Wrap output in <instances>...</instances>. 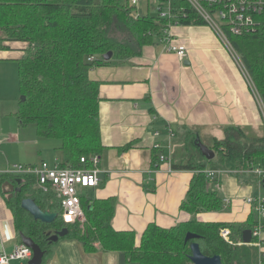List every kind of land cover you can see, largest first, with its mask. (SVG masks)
I'll return each instance as SVG.
<instances>
[{"label": "trees", "instance_id": "16d2710c", "mask_svg": "<svg viewBox=\"0 0 264 264\" xmlns=\"http://www.w3.org/2000/svg\"><path fill=\"white\" fill-rule=\"evenodd\" d=\"M0 0V50H10L11 44L24 47L25 56L19 60L21 95L15 116L21 126L34 125L38 138L55 141L63 152L61 168H92L90 160L102 157L106 148L102 141L100 122V83L89 78L90 70L112 63L122 64L141 56L146 46L160 44L163 32L171 22L158 15H135L122 0ZM178 25H206L184 0L174 3ZM256 29L242 36L228 38L242 59L264 105V16H258ZM113 53L110 61L104 56ZM197 133L190 131L187 140L196 147ZM129 144L122 152L130 150ZM216 157L199 163L194 156L174 170L192 171L181 212L189 218L174 227L162 228L150 223L142 234L114 228L117 199L95 198L91 193L81 195L86 221L67 225L58 195L39 187V178L32 174H0V193L11 210L19 234L31 238L45 252L47 264L62 240H76L86 254L121 253L129 264H192L191 244L198 243L207 257L220 256L223 264H257L259 251L243 243V233L252 230L257 214L252 212L245 222L202 221L205 213L228 211L221 194L219 178L211 180L206 169L248 171L264 168V138L250 139L238 127H228L225 139L211 148ZM88 162L84 166L81 159ZM159 155L154 154V164ZM100 166V165H99ZM246 175V174H239ZM11 183L16 191L6 192ZM264 188V182H263ZM12 194V197L9 195ZM32 199L44 212L58 214L47 224L35 220L22 207ZM264 222V221H263ZM68 229L59 242L51 235ZM229 229L228 240L221 231ZM188 233L199 238L185 242Z\"/></svg>", "mask_w": 264, "mask_h": 264}, {"label": "crops", "instance_id": "0c3cea01", "mask_svg": "<svg viewBox=\"0 0 264 264\" xmlns=\"http://www.w3.org/2000/svg\"><path fill=\"white\" fill-rule=\"evenodd\" d=\"M171 31L174 44L188 49L185 61L160 43L146 46L141 56L122 64L97 66L89 73L92 81L100 83V122L106 150L100 157V183L85 193L98 199L116 197L114 228L139 235L150 223L171 228L189 218L180 209L193 172L174 170L173 166L185 164L193 156L204 162L199 149L187 140L190 131L209 148L224 140L225 130L231 126L241 128L250 139L264 138V105L259 94L213 30L207 25H175ZM23 49L20 44H11L10 50H0V60H19L25 56ZM15 114L12 111L5 116ZM18 130L7 134L0 130L1 168L38 166L43 161L62 163L64 156L57 142ZM157 132L159 136H155ZM21 137H26L25 142H20ZM129 144L134 147L120 150ZM157 144L161 151L155 150ZM11 148L31 149L26 164L10 161L8 154L16 155ZM155 151L159 155L156 165ZM162 154L168 159L165 162L160 161ZM229 175L219 181L222 196L230 201V212L205 213L200 220L248 219L252 209L246 200L254 192L252 175ZM0 235V255L11 254L22 243L1 193ZM47 264L129 263L121 253L86 254L80 242L66 239L59 242Z\"/></svg>", "mask_w": 264, "mask_h": 264}, {"label": "built area", "instance_id": "2783aa9c", "mask_svg": "<svg viewBox=\"0 0 264 264\" xmlns=\"http://www.w3.org/2000/svg\"><path fill=\"white\" fill-rule=\"evenodd\" d=\"M151 0H126L129 8H137L138 5L147 2L150 5ZM162 2L156 9L157 15L162 19H168L171 22L168 24L163 32L162 44L165 49L177 55L181 61H185L188 54V49L185 46L175 45L173 42V35L171 28L178 25L176 18V9L174 3L180 0H161ZM167 2L168 10L165 11L163 2ZM189 6L199 15L205 24L213 30L220 42L230 52L234 60L237 62L241 70L246 75L252 86L254 83L249 76L242 59L233 48L229 38L228 32L234 36H242L244 33H250L256 29L259 24L258 16H264V0H184ZM1 47V42H0ZM256 90V87L254 86ZM257 91V90H256ZM258 94V92H257ZM260 97V96H259ZM157 132L155 136H159ZM155 150L161 151L162 146L155 145ZM167 157L162 154L160 161L165 162ZM100 157L94 156L90 160L92 168H61L60 164H53L43 161L38 166H15L9 167L7 171H1L0 174H32L39 178V187L44 192L52 189L60 198L64 223L67 225L80 223L82 226L86 221L85 213L81 204V195L88 189L96 188L100 183ZM88 160L83 157L81 163L86 166ZM205 174L211 180L220 178L224 174H246L254 175L259 178L260 194L258 196L249 197L246 202L250 205L257 214V223L254 225L252 231L251 246L259 251V260L257 264H264V195L262 193L264 182V168H257L248 171L237 170H213L206 169ZM226 205L230 201L225 199ZM231 231L224 229L221 235L228 240ZM1 238V235H0ZM33 256V251L21 243L11 254L2 253L0 255V264H10L12 261H22L26 264Z\"/></svg>", "mask_w": 264, "mask_h": 264}, {"label": "rangeland", "instance_id": "374dc122", "mask_svg": "<svg viewBox=\"0 0 264 264\" xmlns=\"http://www.w3.org/2000/svg\"><path fill=\"white\" fill-rule=\"evenodd\" d=\"M162 1L161 0H151L150 5L148 6L147 2H144L137 6L135 10V15L137 16H146V15H157L156 9L160 5ZM122 3L124 5L127 4L126 0H122ZM163 4L165 5V11L168 10L167 8V2L164 1ZM5 37V34L0 31V39H3ZM22 100L21 95V89H20V79H19V66L18 62L14 60H0V130L5 131V134L7 132H11L12 130L19 131L18 129H21L23 134L28 133H34L36 134V128L34 125L29 126H21L16 116H5L8 115L10 112L14 111L16 113L19 108L20 101ZM25 131V133H24ZM13 133V132H11ZM22 134V135H23ZM25 138L21 137L20 142H25ZM27 150H21V151H15L13 148L10 149L11 153H15L16 155H9L11 162H22L26 164V158H28V151ZM198 150V149H197ZM199 151V150H198ZM41 158V157H40ZM21 160V161H17ZM13 164V163H12ZM19 165H12L11 168ZM1 168V167H0ZM9 167L7 168H1V171H7ZM223 176L229 177L230 175L224 174ZM252 182H253V194L258 196L260 194L259 192V178L252 175ZM262 193L264 195V188H262ZM230 212V211H229ZM228 211L219 212L220 215H224L226 213H229ZM218 214V212H216ZM219 215V216H220Z\"/></svg>", "mask_w": 264, "mask_h": 264}, {"label": "water", "instance_id": "95a60500", "mask_svg": "<svg viewBox=\"0 0 264 264\" xmlns=\"http://www.w3.org/2000/svg\"><path fill=\"white\" fill-rule=\"evenodd\" d=\"M101 3V0H97L96 4L99 5ZM113 57V53L109 52L104 56L105 61H110ZM25 97L22 96V101H25ZM196 147L201 152L202 156L208 160L212 161L215 159L216 154L215 152L204 145L200 138L197 137L196 139ZM5 188H7L6 192H12L14 193L16 191L14 185L11 183H6ZM9 197H12V194L9 195ZM22 207L28 211L35 220L41 221L43 223L52 224L57 218L58 214H52L49 212H44L41 210V208L35 203L32 199H26L22 202ZM68 234V229H63L60 232L55 233L54 235H50L49 240L52 243H57L61 238H64ZM21 241L24 245L29 247L33 251L32 258L26 263V264H43L45 252L41 249L39 245H37L31 238L25 237L23 234H20ZM199 237L195 234L188 233L185 239V242L187 243L190 240L198 239ZM252 242V231L246 230L243 233V243L245 245H249ZM191 250L192 254L190 256V260L192 264H223L222 259L220 256L216 257H207L205 256L198 243H192L191 244Z\"/></svg>", "mask_w": 264, "mask_h": 264}]
</instances>
